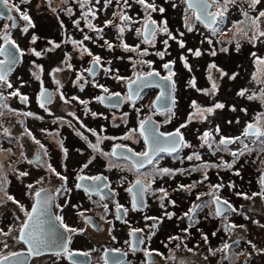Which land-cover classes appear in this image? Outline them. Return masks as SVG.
<instances>
[{"label":"flooded vegetation","instance_id":"obj_1","mask_svg":"<svg viewBox=\"0 0 264 264\" xmlns=\"http://www.w3.org/2000/svg\"><path fill=\"white\" fill-rule=\"evenodd\" d=\"M176 1L183 9L180 18L189 19L183 28L185 36L236 35L239 30L231 26L235 21L243 20L245 13L255 18L264 11V0L254 5L252 0H219L218 4L209 0V11L223 15L208 27L196 19L185 0ZM9 21L15 30L18 26L12 27L9 17L8 26ZM77 30L78 26L69 24L62 34L70 44L50 47L62 50L58 59L46 60L43 50V67L33 73L32 82H20L22 89L17 86L16 72L23 56L0 81V257L17 253L12 260L21 264H106V253L114 250L121 256L119 264H158L163 259L187 264L180 252L194 250L207 264H243L241 256L246 261L260 257L252 264H264V239L254 237V241L239 229L263 223L243 199L258 194L264 208V174L255 172L264 139L258 146L256 137L244 135L249 124L239 127L235 119L228 121L235 132L223 131L219 116L212 120L219 122L213 126L205 125L210 122L208 114L206 119L205 113L192 119L190 101L182 106L186 108L178 102L182 94L174 97L171 108L156 109L152 99L142 101L145 90L155 86L143 89L134 99L128 97L127 89L113 90L102 74L106 64L99 60L96 73L90 74V59L79 60V47L69 40L76 39ZM43 88L49 89L44 95ZM112 93L122 94L120 105L101 101L102 94ZM249 103L247 116L253 120L256 98ZM120 110L122 116L113 120L111 115ZM147 118L158 133L175 134L178 129L180 136H170V148L157 152L152 164L137 171L133 165L140 159L136 155L147 151L145 133L141 134V122ZM99 121L104 125L98 126ZM18 123L22 131L16 129ZM52 135L56 142L49 141ZM222 139L230 142L221 144ZM173 140L178 142L174 151ZM32 142L37 145L31 147ZM246 164L250 172L241 175L249 185L242 190L233 178L241 170L234 168ZM224 166L233 171L222 184L218 170ZM137 180L142 181L144 191L135 186ZM225 187L230 194L222 190ZM38 191L43 192L41 200H47L42 224L36 228L43 232L45 243L39 251L30 252L19 239L20 228ZM237 198L241 202L236 203Z\"/></svg>","mask_w":264,"mask_h":264},{"label":"rangeland","instance_id":"obj_2","mask_svg":"<svg viewBox=\"0 0 264 264\" xmlns=\"http://www.w3.org/2000/svg\"><path fill=\"white\" fill-rule=\"evenodd\" d=\"M6 3L13 12L20 15L22 20L21 25L12 30L10 21L9 26L6 23L8 18L0 19V43L5 39H12L22 52L23 63L16 72L17 86L20 89L24 87L21 81L32 82L33 73L36 70L40 71L43 67V50L46 51V60H56L61 56L62 50L57 48L51 50L50 47H53V43L68 46L70 43L64 39L65 34L63 35L62 32L68 28L69 24H74L78 26L75 37L79 42L80 53L85 50L79 60L88 56L99 57L100 62L110 68L106 69L104 65L102 74L111 82L110 87L113 90L126 89V82L131 80L130 74H126L130 71L133 75L136 70L155 69L173 79L175 96L184 94L186 91L191 96L188 100L191 104L189 108L192 119H199L205 113V119L208 114L207 118L210 120L205 125L213 126L214 123H219L212 121L219 116L221 120L219 124L225 132L236 131L228 126L230 119H235L239 127L258 124L260 130L264 131V36L259 35L264 31V17L260 14L253 18L249 13L243 20L235 21L231 26L239 30L236 35L229 33L221 37H206L205 35H184V24L189 25V19L184 21L180 18L183 9L177 5L176 0H145L138 16L130 13V10L128 13L126 10H115L114 4L118 9V5H123V0H87V2L80 0L77 4L74 0H6ZM66 3H68L67 6H65ZM135 3L136 0L131 5L132 9H137ZM148 4H153L155 10L147 8ZM86 5H90L89 12L94 13V15H88V19L93 22L90 29L87 18H83L85 10L82 8ZM167 6L169 10L164 13L163 18H160L159 9L167 8ZM63 8H66V11H63ZM175 11H180V14ZM22 14L27 15L29 20L25 21ZM127 15L129 18H126ZM256 18L259 19L254 25L253 20ZM148 20L156 24L150 39L144 38L142 34L144 24ZM109 22L115 27L108 24ZM123 28H125V34L120 39L115 34H119ZM165 28L167 31H164ZM137 32L143 38V43L131 49ZM182 38L185 39L183 46L178 43ZM77 41H73L72 44H77ZM209 41L211 42L207 44ZM136 42L140 41L136 39ZM197 50L200 52L199 56L195 55ZM134 54L141 56L139 60L132 61L131 55ZM151 56L153 61L150 59ZM167 62L173 63L170 70L165 68ZM124 79L126 80L123 81ZM241 92L244 94L240 95ZM157 93V87L146 90L142 101H151ZM253 96L256 98L257 106L253 116L255 119L250 120L251 118L247 116L251 113L249 97ZM185 102L179 99L181 107L188 101ZM217 104L223 107L217 108ZM241 107L244 111H241ZM210 112L214 113L211 115ZM236 112L238 116L235 117ZM122 113L123 110L113 113L111 118L114 120L121 117ZM92 125L97 127L93 121ZM103 125L104 122L99 121L98 126ZM16 129L23 130L20 123ZM263 139L264 137L259 139L258 146ZM50 140L56 142L53 135L49 138ZM35 145H37L36 142L31 143V147ZM2 156L7 155L3 153ZM256 157L258 161L255 172L264 173V151L258 150ZM235 170L249 174L250 165H238L234 168ZM232 171L233 169L226 167L218 170L222 174V184L229 179ZM241 179L246 181L244 178ZM212 182V178L209 177V184ZM222 190L230 194L227 187ZM257 195L252 199H243L244 205L251 206V213L258 214V219L261 218L263 223H257L256 228L253 224L239 228L242 233H246V235L242 234L244 237H250L253 240L254 237H258L259 240L264 239V208ZM241 200L237 198L236 203ZM262 243L264 244V240ZM180 254L187 264H197V260L207 264L206 260L198 258L194 250L183 251ZM241 259L243 264L261 261L260 257L252 259V256L247 261L244 256H241ZM171 262L173 261L163 259L158 264H179L175 261Z\"/></svg>","mask_w":264,"mask_h":264},{"label":"snow or ice","instance_id":"obj_3","mask_svg":"<svg viewBox=\"0 0 264 264\" xmlns=\"http://www.w3.org/2000/svg\"><path fill=\"white\" fill-rule=\"evenodd\" d=\"M125 2H126V0H125ZM138 2L142 5L145 4V0H138ZM185 2L187 3L188 8L194 10V12L196 13V19L204 22L206 24V26H208V27H211L212 25H214L216 23L218 16L223 15V12L212 13L211 11H209V8L211 7L209 0H185ZM232 2H234V0H232ZM258 2H259V0H252L253 5L255 3H258ZM213 3L218 4L219 0H213ZM146 7L155 10V6L153 4H148V5H146ZM159 11L163 12L164 9L160 8ZM245 15H247V13H245ZM260 16L264 17V12H261ZM22 18L25 21L29 20V17L25 14H22ZM9 19H12V17L9 16ZM122 19H125V18L122 17ZM258 19L259 18H256L253 20L254 25L257 24ZM152 23L154 24L155 22L153 21ZM188 30L191 31L192 30L191 27H188ZM121 31H122V29H121ZM146 31H148L147 28H146ZM154 31L155 30L153 29L149 34H154ZM164 31H167V29L165 28ZM259 35L264 36V31L260 32ZM209 42H211V41H209ZM165 43H167V41H165ZM181 46H183V45L181 44ZM0 51H3V50L0 49ZM212 54L214 55L215 53H212ZM159 55L162 56L163 53H159ZM195 55L199 56L200 52L197 50L195 52ZM94 59L97 63H99V59H100L99 57H95ZM14 62H15V58L13 56L10 59L9 63H14ZM3 63H4L3 61H0V65H2ZM168 67H169L168 65H165V68H168ZM149 75H151V73ZM4 80H5V73L3 72V70H0V81H4ZM8 87H11V85L9 84ZM105 91H107V89H105ZM17 94L18 93H12V95H17ZM243 94H244L243 92L240 93V95H243ZM115 95L118 96L119 94L117 93ZM129 98L131 99V97H129ZM160 98L161 97H158L157 99L159 100ZM249 98L251 99L252 97H249ZM23 99H26V97ZM216 107L221 108V107H223V105L217 104ZM208 111H211V109H208ZM144 123L145 122H141V134L142 135L144 134ZM169 135L170 136L174 135L176 137H179L180 133H179V130L177 129L175 134H169ZM244 135L256 137L257 140H259L261 137H264V131L260 130L258 127H256L253 124H249L247 126V128L245 129ZM162 136H164L163 133H159L158 135L153 134L152 145H155L156 147H153L152 145H150L148 151H145V152L139 154V156L142 157V159L134 162V165H133L137 169V171H139L141 168H144L146 165L153 163V155L155 152L167 150V149L159 147V144L161 142L160 137H162ZM207 136H208V133H205V137H207ZM181 139H182V137H181ZM237 139H239V138H237ZM228 142H230V141H227L225 139H222L220 141L221 144H225ZM170 143H172L174 145L173 148L171 149L174 151L175 145L178 142L173 140V141H170ZM244 147L247 148V145H245ZM113 155H115V150L113 152ZM233 155L235 156L236 153H233ZM125 159H128V157H125ZM160 171H162L164 173L169 172L168 169H163ZM21 175H25V174L22 173ZM57 175H59V174L57 173ZM61 179H64V178L61 177ZM92 179L98 180V179H100V177H94ZM135 186H138L139 191L145 190L142 181L137 180ZM29 187H31V186H29ZM77 187H80V185H77ZM129 191H132V189H129ZM35 195L37 197V202L33 205L32 211L26 213L27 219L22 223V226L20 228V237H19L20 240H22L24 243L29 245V251L30 252L38 249L40 245L45 243L43 232L37 231L36 226H37L38 219H39L38 213L42 211V207L47 203V200L45 199L42 201L40 199V197H41L40 192H37ZM9 199H12V197H9ZM226 203L227 202L225 201V204ZM219 212H220V210L218 209V214H219ZM57 219L62 221L61 217H57ZM205 239H207V238L205 237ZM5 246H7V245H5ZM225 247H228V245H225ZM18 255L19 254H17V253L11 254V256H13V257L18 256ZM5 262H7V264H21V262L19 260H11L9 256L0 257V264H5ZM113 264H119V261L118 260L114 261Z\"/></svg>","mask_w":264,"mask_h":264},{"label":"water","instance_id":"obj_4","mask_svg":"<svg viewBox=\"0 0 264 264\" xmlns=\"http://www.w3.org/2000/svg\"><path fill=\"white\" fill-rule=\"evenodd\" d=\"M0 16L2 17H8L10 16V9L8 7V5L5 3V0H0ZM12 20L14 21L12 23L13 26H15L17 24V18L15 15L12 16ZM155 25L151 22H147L145 24L144 27V36L147 38H150L151 34H149L153 29H154ZM146 28L148 31H146ZM0 49H2L3 51H0V54L3 56V59H1L0 61H3L4 63L2 65H0V70H3L4 73H6L7 71L11 70L18 62L19 58H20V51L18 49V47L16 46L15 43H13L11 40H7L5 41ZM14 56L15 58V62L14 63H9L10 59ZM97 65V62L94 60L91 62V66L89 68V71H91L92 73L95 72L94 67ZM168 68H170V65L168 64ZM151 73V75H149ZM156 84L159 86V91L157 93V95L155 96V98L153 99V105L157 108V109H166V108H170L173 104V84H172V80L170 77L168 76H162L159 75L156 71H150L148 73L145 74H136L135 78L131 81H129L127 83L128 86V90H129V94L132 98L137 97L138 93L142 90V88L148 86V85H153ZM120 98L122 99L120 95H118ZM158 97H161L159 100L157 99ZM116 98L117 95H102V100L105 103H111V104H115V103H119L121 104L120 100L119 102H115L114 100H117ZM144 127L145 128V140L147 141V151L149 150V146L152 145V138H153V134H159L157 132V130L154 127V123L152 121V119H145L144 121ZM173 134V133H172ZM170 137V135H164L162 137H160V144L159 147L160 148H164V149H169L170 146L168 144V138ZM153 147H156L155 145H152ZM157 152L154 153V155ZM153 155V157H154ZM138 159H142V157H140L139 155H136ZM263 181H264V175H263ZM41 193V197L43 196V192L42 191H38ZM143 198V196H142ZM37 202V197L35 195V201L33 203V205ZM32 211V209H31ZM30 211V212H31ZM42 215H43V207H42V211L38 213V223L36 228L38 229L40 227V224H42ZM27 219V218H26ZM39 251V248L37 249ZM80 254V253H78ZM118 254L119 251H108L106 253V257H107V261L108 264L111 262V264L114 261L120 260L121 256L119 255L118 258ZM10 259L12 260V258H14L13 256H9ZM76 259V258H75ZM5 264H7V262H5Z\"/></svg>","mask_w":264,"mask_h":264},{"label":"trees","instance_id":"obj_5","mask_svg":"<svg viewBox=\"0 0 264 264\" xmlns=\"http://www.w3.org/2000/svg\"><path fill=\"white\" fill-rule=\"evenodd\" d=\"M75 1V4H77V2H80V0H74ZM127 1V0H126ZM82 2H87V0H82ZM133 2H134V0H128L127 2H125V3H123L124 5H128V9H127V7L126 6H124L120 11H123V10H126V12H128V10H130V13H132V14H134V15H139V13H140V11H142L141 9L143 8V5L142 4H140L139 2H138V0H136V3H135V6H136V8L137 9H132V7H131V5L133 4ZM114 6H115V10L117 11V6L114 4ZM89 8H90V5H86V6H83V8L82 9H84L85 10V13L83 14V18L84 17H86L87 18V21H88V27H92L93 26V22H92V20L91 19H88V15H91V14H93L94 15V13L92 12H89ZM167 10H169V8H168V6H167ZM66 11V10H65ZM175 13H178V11L176 12L175 11ZM115 14H116V12H115ZM174 14V13H173ZM175 15V14H174ZM177 16V15H176ZM108 24H111V22H109ZM112 25V27L114 28L115 27V25L114 24H111ZM125 34V28H123L122 29V31L119 33V34H115V36L116 37H118V38H120V39H122V37H123V35ZM136 39H138L140 42L139 43H137L136 42ZM69 40L71 41V42H73V41H77L76 39H74V38H71V37H69ZM183 41L185 42V39H181L180 41H178V43L179 44H183ZM172 42H175V41H172ZM121 43V42H120ZM143 43V38L141 37V36H139V33L137 32L136 33V38H135V42H133V44L131 45V49L133 48V47H136V46H139V45H141ZM210 42H207V44H209ZM122 44V43H121ZM122 46H123V44H122ZM123 47H125V46H123ZM126 48V47H125ZM132 56V61H135V60H139V58L141 57L140 55H137V54H134V55H131ZM151 61H153L154 59H152V56H151ZM145 70H148V69H145ZM186 91V90H185ZM182 96H184V97H181L180 96V98H181V100H183V101H189L188 99L191 97V96H189L188 94H187V91L184 93V94H182ZM179 102V101H178ZM185 102V103H186ZM188 103V102H187ZM247 165V164H246ZM245 166V165H244ZM241 174H243V172L241 171V173L238 175V176H234L233 178H234V180L236 181V185H238L239 186V189H245V188H247V186L249 185L248 183H246V181H243L241 178H242V175ZM247 174V173H246ZM259 183H260V181H259ZM261 184V183H260Z\"/></svg>","mask_w":264,"mask_h":264}]
</instances>
